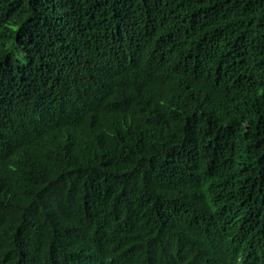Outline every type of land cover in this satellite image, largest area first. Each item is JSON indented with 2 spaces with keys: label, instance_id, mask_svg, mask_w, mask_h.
I'll list each match as a JSON object with an SVG mask.
<instances>
[{
  "label": "trees",
  "instance_id": "trees-1",
  "mask_svg": "<svg viewBox=\"0 0 264 264\" xmlns=\"http://www.w3.org/2000/svg\"><path fill=\"white\" fill-rule=\"evenodd\" d=\"M264 0H0V264H264Z\"/></svg>",
  "mask_w": 264,
  "mask_h": 264
},
{
  "label": "clouds",
  "instance_id": "clouds-1",
  "mask_svg": "<svg viewBox=\"0 0 264 264\" xmlns=\"http://www.w3.org/2000/svg\"><path fill=\"white\" fill-rule=\"evenodd\" d=\"M260 252L263 253V255H264V250H261Z\"/></svg>",
  "mask_w": 264,
  "mask_h": 264
}]
</instances>
